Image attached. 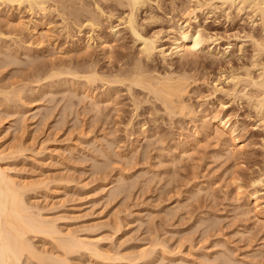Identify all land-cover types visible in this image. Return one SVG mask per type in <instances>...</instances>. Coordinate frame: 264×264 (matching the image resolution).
Listing matches in <instances>:
<instances>
[{
	"label": "rangeland",
	"instance_id": "374dc122",
	"mask_svg": "<svg viewBox=\"0 0 264 264\" xmlns=\"http://www.w3.org/2000/svg\"><path fill=\"white\" fill-rule=\"evenodd\" d=\"M83 1L94 2L86 6L94 9L96 0ZM99 1L105 17L79 32L83 14L76 24L53 2L52 9L32 12L0 0V90H21L6 92L9 98L0 94L1 165L31 187L24 192L29 205L112 256L107 261L81 250L69 255L73 264H264V118L240 95L247 90L243 81L241 93L227 82L231 69L251 66V41L243 38L251 28L248 17L236 13L229 19L206 9L197 11V21L188 20L184 10L193 0L149 1L138 11L142 34H158L168 56L156 51L145 61L142 41L121 21L128 6ZM197 25L217 39L198 53H172V37ZM228 42L233 47L227 50ZM242 43L245 54L238 49ZM132 66L148 75L187 77L184 99L198 112L173 117L140 86L129 90L128 80L108 84L112 74L119 71L122 79ZM95 71L99 79L87 84L84 76ZM84 93H94L95 109ZM212 113L239 127L228 150L221 136L203 128ZM259 178L262 183L254 184ZM255 190L257 200L249 198ZM32 239L40 250L58 252L50 238Z\"/></svg>",
	"mask_w": 264,
	"mask_h": 264
},
{
	"label": "bare ground",
	"instance_id": "6f19581e",
	"mask_svg": "<svg viewBox=\"0 0 264 264\" xmlns=\"http://www.w3.org/2000/svg\"><path fill=\"white\" fill-rule=\"evenodd\" d=\"M67 1L68 0H1V2H4V4H5V2L6 3H12V4L18 5L19 7L24 5L26 8H28L32 12L35 11L36 9L38 11L40 10L41 12H44L46 10L52 9V6L54 4H57L55 7L54 6L53 7L55 9H57V11L59 10V12L62 11L61 12L62 14L58 13V12L57 13L61 14V16L62 15L64 16L65 14L68 15L67 14L68 12L66 13V10L69 11L70 12L69 14L73 18L70 15H68V17L72 18L73 23H74V21L76 22V20L83 19L82 17L84 15V17H86L85 22L78 25L77 30H79V32L82 31L83 26H90L92 29H94L96 27L95 25H97V23H98L97 22L98 16L99 15H101V16L106 15L105 14L106 13L105 8H101L100 5H102V2L100 3L99 0L95 1L94 9H91V8H93L94 2L91 3V4H93L91 7L90 6L91 4L90 5L88 4V6L87 5L84 6L85 1L80 2V0L79 1L78 0H75V1L69 0L68 3L70 1H72V6H71V3L69 5L66 4L65 2H67ZM76 1L80 2V4L78 3L79 6H76L77 5ZM101 1L104 2V0H101ZM115 1H117V2L119 1L121 4L128 6V12L126 11V15H124L125 17L122 18L121 21H122V24H124L131 31V33L134 35L135 39H139L142 41V45H141L139 52H141V54L145 57V61H146V59L151 60V58L154 57L153 55H155L156 51H159L160 54H162V57H167L168 55H166L167 54L166 51L163 48H159V46H158L159 45L158 44L159 38L157 36H159V35L158 34L151 35V36L143 35L142 31H141L142 28H141L140 22H139L140 20L138 21V14H139L138 11H140V9H142L144 4L147 5L149 3V1H151V2H153V1L152 0H115ZM190 1L188 0V2H190ZM193 2H192L193 5L191 4L192 7L188 6L184 10L185 11L184 14L188 18V20H196L198 17L197 11L204 12L206 9L207 10L209 9L208 12H214V13L217 10H219V12L223 11L222 14L225 13L229 19H231V17H233V14H236V13H238L237 16H239V14L243 13V15L245 14L246 17H248L247 19H249L251 28H250V30L244 31V34H243L244 37L243 38H248V40L251 41L250 44L252 46V54H251V58L248 59V60H251V61H249L251 63V66L250 65H248V66L242 65L243 66V67L241 66L242 71H240V72L237 70H236L237 72H235V69L237 67L234 69V71H232V69H231L230 70L231 74L229 77L230 81H227V82L232 81L234 90L238 89L237 86L242 81H243L242 82L243 86L246 85L248 88L251 87V89H248L245 86L244 88L247 89L245 92H242V89H241V92L243 94L239 91V89L237 91L241 93L240 95H242L243 99H245V97L247 98V100L245 99V101L248 102V106L250 108H253V110L256 111V114H258L259 117L261 116L264 118V0H193ZM64 3L67 6L72 8L71 9L72 12H71L70 8H68L67 6L64 5ZM99 3H100V5H99ZM154 3H156V0ZM157 3H158V0H157ZM85 4H87V2ZM73 5H75V6H73ZM124 5H122V6H124ZM155 5H157V4H155ZM188 5H190V4H188ZM86 6L87 7L90 6L91 8L88 9ZM66 7L68 9H66ZM61 8H62V10H61ZM103 9H104V11H103ZM126 10H127V8H126ZM51 12H52V10H51ZM108 13H111V12H108ZM66 15L64 16V18L66 17V19H68ZM80 15H81V18H80ZM152 16H154V15H152ZM58 17H59V15H58ZM150 18H152V17H150ZM66 19H64V20H66ZM81 21H80V23H81ZM77 22H76V24L79 23V22L78 23ZM35 23L33 24L34 25L33 29H34L35 33L38 34L39 31L37 30V28H36L37 25ZM66 25H69V27H70L69 23H67ZM66 25H65V27L67 29L68 26H66ZM199 25H197V27L194 26L195 28L193 29V31L192 30H187V31L183 30L182 33L181 32L179 33L180 34L179 36L177 35V36L172 37L171 52L172 53L175 52V53H178L180 55L184 54L185 52L193 54V53H196V51H197V53H198V50L199 49L201 50L203 48L202 46L205 43L207 44L209 40H212V39L216 40L217 39L215 37L213 38L212 35L209 36L208 35L209 32L206 34L205 32H207V31L204 32V28L203 27L201 28L200 27L201 25L200 26ZM256 26L257 27L260 26L259 27L260 33L257 32L258 34H255L256 32L254 30V28ZM190 27H191V24H190ZM68 32H69V30H68ZM40 35H42V34H40ZM239 36H240V34H239ZM239 36H237V37H239ZM245 40H247V39H245ZM231 46H232L231 42H228V45L225 48L228 50V48H230ZM238 49H240L244 53L243 43L240 44ZM159 52H158V54H159ZM218 52H220V51H218ZM141 60H140V62H141ZM9 61H10V58H9ZM137 61H138V59H137ZM14 62H12V63H14ZM137 64L139 65V63H137ZM137 64L135 62V65H137ZM136 67H138V66H136ZM52 68H50V69H52ZM133 68H131V71H128L129 74H127L128 72L125 73L123 71L124 73H122V74L124 76L122 75L123 76L122 79L120 78L121 74L119 75V71H118L119 78H117L118 77L117 74L115 76H113L114 74H112L111 75L112 77H110V79H108V77L110 75L109 76L107 75L108 77L106 79H108L107 80L108 84L109 83L115 84V82L116 83L117 82L124 83V81L126 84V80H128L130 82V85L126 84L127 85L126 88H129V90L132 87L135 88V85L140 86L141 88H143L144 91H146V90L148 91L146 93H148V94L152 93L151 95H153L154 98H150V99L155 100L152 102H156L159 100L163 104V105L162 104L161 105L165 108L164 111L166 113L168 112V115L171 114L170 116H173V114H175L174 116H176V115L181 116L182 115L181 116V118H182V117H184L185 114L189 115V116H190V114H191V116L193 114V116H194V114H196L195 112H198L195 109H193L194 107H191L193 105H191V104L189 105L188 104L189 102H187V103L185 102L187 99L186 100L184 99V96L189 91L188 90V84L189 83L186 80L187 77L184 78L183 75L182 76L181 75L174 76L173 74L172 75L171 74H165V75H158V74L152 75L151 74V75H148V74H144L142 72L143 70L139 69V71H137L138 69H136V68H134V70H132ZM241 68H239V69H241ZM255 68L259 72L253 75V72H254L253 69H255ZM39 69H38V71H39ZM59 69L60 68H58V70ZM141 69H143V68H141ZM52 70L58 71L56 67H55V69H52ZM60 70L61 71L64 70V71H62V73L67 72V73H70L71 75H74V77H76V76L79 77V74H76L71 69H70L71 72H68L69 70L67 71L66 69H63V68ZM49 72H52V71H49ZM60 73L54 72L53 74L57 75ZM126 74H127V76H125ZM48 77H49V75L46 78H48ZM50 77H51V75H50ZM84 78H86V80H88V82H86V81L85 82L90 85V82L93 81L92 84H94L95 83L94 80L99 79V76L95 71V72L91 73L90 75H85ZM219 79L221 80V78H219ZM66 82H67V80H66ZM85 82H83V83H85ZM244 83H247V84H244ZM87 84H85V85H87ZM108 84H106V85L108 86ZM79 85L82 86V84H79ZM240 85H239V87L242 88ZM80 86H78V87H80ZM104 86H105V83H104ZM213 86H215L216 90L222 89L221 86L218 87V84H215ZM80 88H82V87H80ZM106 89H107V87H106ZM232 89H230V91H232ZM14 90L10 91V93L7 90H6V92H8L9 95H14L13 94L14 92L18 93V91H14ZM114 90H115V88H114ZM0 91H1L0 94L5 92L4 90H0ZM237 91H236V93L238 96ZM6 92L4 94L8 95ZM20 92H21V90L19 89V93ZM74 92L76 93V91H74ZM130 92H135V91L131 90ZM107 93H105V94H107ZM232 93H233V91H232ZM236 93L234 92L235 96H236ZM93 94L90 95L87 93L85 95H86V97L91 98V100L93 102L92 104L94 105V109H95V105H97V102L95 99H97V98ZM9 95H8V98H9ZM240 95L238 97L241 99ZM16 97L21 98L19 95L18 96L16 95ZM10 98H12V96H10ZM185 98H187V96ZM13 101H16V100H13ZM90 104H91V102H90ZM92 104L90 105L91 107H92ZM137 107H138V104H137ZM96 108H98V107L96 106ZM194 110H195V112H194ZM207 113L210 114L209 112H207ZM208 114H206V115L208 116ZM203 118H204V116H203ZM207 118H208V120H206V122H204V120H202V122H204L203 125H205L204 127L202 126L204 128V130H205V127L207 126V130L209 131V133L215 132L218 135V137L221 136V138H223L224 144L226 143L224 149H227V150H228V148L230 149L231 142L233 143L236 139L235 133L239 129L237 124L231 125L230 118L225 119L220 114L215 115V113H214V115H213V113H212V115H210ZM261 119L262 118H260V120ZM262 122H263V119H262ZM206 123H207V125H206ZM207 130H205V132ZM225 134L229 135V137H230L229 140L224 137ZM2 158H4V156H2V154L0 153V161L3 160ZM1 163H2V161L0 162V264H25V262H24L25 257L29 260V261H27V262H29L28 264H73L72 261L70 260L71 257H69V255L70 254L72 255V253L74 254L75 252H77V253L79 251L81 252V250H85V251H87L88 254L90 253V255L92 254L97 258L100 257L103 260L106 258L105 256H107V254H104L103 252H101L96 247V245L94 243H92L91 241L88 242L87 240L82 239V238H80V239L76 238L74 236V234H72V233L63 232L62 230L59 229V226L57 227V225H55V223L53 221L45 218L44 215L42 214L43 212H40V210L37 207L35 209V206L33 207V206L29 205L24 199V192L27 191L30 186H28L27 183L25 184V183L19 182L17 180L16 176L10 175L7 172V170L9 168L7 169L6 167H3V165H1ZM262 181L263 180L259 178L256 182H254V184L255 183H257V184L262 183ZM249 198L257 200L259 198V191L255 190L254 192L250 193ZM36 237H40L43 240L50 238V240H52V242L55 244V247L57 248L58 252L55 253V251H52V250H50V251L49 250H40L39 248H37L32 241L33 240L32 238H36ZM145 251L146 250H143V253L140 252L139 253L140 256H141V253L145 254V255H147L149 253L148 250H147V253ZM108 256L112 257L110 255H108ZM144 257L142 256V258H144ZM107 259H105V260H107ZM133 259H135V257ZM224 264H226V263H224ZM227 264H229V262ZM230 264H231V262H230Z\"/></svg>",
	"mask_w": 264,
	"mask_h": 264
}]
</instances>
